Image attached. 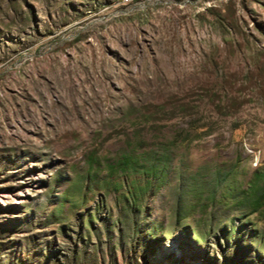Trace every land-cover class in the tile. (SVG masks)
Instances as JSON below:
<instances>
[{
  "label": "rangeland",
  "instance_id": "obj_1",
  "mask_svg": "<svg viewBox=\"0 0 264 264\" xmlns=\"http://www.w3.org/2000/svg\"><path fill=\"white\" fill-rule=\"evenodd\" d=\"M0 264H264V0H0Z\"/></svg>",
  "mask_w": 264,
  "mask_h": 264
},
{
  "label": "built area",
  "instance_id": "obj_2",
  "mask_svg": "<svg viewBox=\"0 0 264 264\" xmlns=\"http://www.w3.org/2000/svg\"><path fill=\"white\" fill-rule=\"evenodd\" d=\"M129 1H131V0H129ZM133 1V0H132ZM136 1H138V0H136Z\"/></svg>",
  "mask_w": 264,
  "mask_h": 264
}]
</instances>
